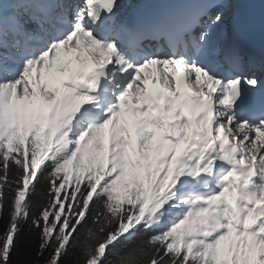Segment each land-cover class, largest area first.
I'll return each mask as SVG.
<instances>
[{"label":"snow or ice","instance_id":"obj_1","mask_svg":"<svg viewBox=\"0 0 264 264\" xmlns=\"http://www.w3.org/2000/svg\"><path fill=\"white\" fill-rule=\"evenodd\" d=\"M229 3L0 0V264H264V51Z\"/></svg>","mask_w":264,"mask_h":264},{"label":"bare ground","instance_id":"obj_2","mask_svg":"<svg viewBox=\"0 0 264 264\" xmlns=\"http://www.w3.org/2000/svg\"><path fill=\"white\" fill-rule=\"evenodd\" d=\"M133 2H137L139 3L140 0H122V5L124 6V4H133ZM129 7H124L123 9L121 8L120 13L118 15H120L122 12L126 11Z\"/></svg>","mask_w":264,"mask_h":264},{"label":"trees","instance_id":"obj_3","mask_svg":"<svg viewBox=\"0 0 264 264\" xmlns=\"http://www.w3.org/2000/svg\"><path fill=\"white\" fill-rule=\"evenodd\" d=\"M14 259H16V258L14 257Z\"/></svg>","mask_w":264,"mask_h":264}]
</instances>
